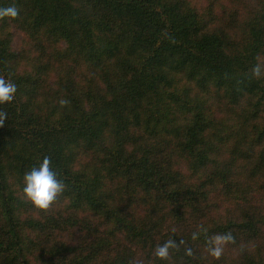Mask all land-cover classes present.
Segmentation results:
<instances>
[{
  "label": "trees",
  "instance_id": "1",
  "mask_svg": "<svg viewBox=\"0 0 264 264\" xmlns=\"http://www.w3.org/2000/svg\"><path fill=\"white\" fill-rule=\"evenodd\" d=\"M11 4L0 264H264V0ZM45 156L65 188L42 211Z\"/></svg>",
  "mask_w": 264,
  "mask_h": 264
},
{
  "label": "clouds",
  "instance_id": "2",
  "mask_svg": "<svg viewBox=\"0 0 264 264\" xmlns=\"http://www.w3.org/2000/svg\"><path fill=\"white\" fill-rule=\"evenodd\" d=\"M19 9L15 4L6 7H0V18L14 19L18 16ZM256 76L261 75L260 66L257 65L253 69ZM17 86L11 80L0 77V105L7 104L14 99ZM6 117V113L0 111V123ZM50 159L45 156L38 167H33L26 171L23 175L22 193L35 208L39 210L49 209L56 201L57 197L64 191L65 184L58 178L57 173L50 166ZM195 237V233L193 234ZM232 239L230 233L216 235L211 238L210 243L213 245L209 251L214 256H219L221 247L219 246L224 241ZM177 247L174 239H167L163 243L154 248V255L157 258L165 259L169 256L170 250Z\"/></svg>",
  "mask_w": 264,
  "mask_h": 264
},
{
  "label": "rangeland",
  "instance_id": "3",
  "mask_svg": "<svg viewBox=\"0 0 264 264\" xmlns=\"http://www.w3.org/2000/svg\"><path fill=\"white\" fill-rule=\"evenodd\" d=\"M21 38V35L19 33H16V37H15V40H14V45L17 44L18 40H20Z\"/></svg>",
  "mask_w": 264,
  "mask_h": 264
}]
</instances>
